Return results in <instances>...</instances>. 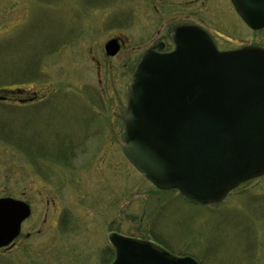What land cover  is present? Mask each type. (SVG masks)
<instances>
[{"label":"rangeland","instance_id":"374dc122","mask_svg":"<svg viewBox=\"0 0 264 264\" xmlns=\"http://www.w3.org/2000/svg\"><path fill=\"white\" fill-rule=\"evenodd\" d=\"M190 1L0 0V193L33 209L0 264H109L115 231L200 264H264V176L203 204L156 189L123 153L134 65L196 19ZM206 25L224 47L264 48V28L233 10ZM113 38L122 48L110 56Z\"/></svg>","mask_w":264,"mask_h":264},{"label":"water","instance_id":"95a60500","mask_svg":"<svg viewBox=\"0 0 264 264\" xmlns=\"http://www.w3.org/2000/svg\"><path fill=\"white\" fill-rule=\"evenodd\" d=\"M253 29L264 27V0H232ZM173 50L149 48L135 66L124 118L123 150L161 189L177 188L204 203L264 174V49L221 51L197 26L171 32ZM119 49L116 38L108 54ZM31 213L23 200L0 198V247ZM110 264H200L146 239L109 234Z\"/></svg>","mask_w":264,"mask_h":264},{"label":"flooded vegetation","instance_id":"af4514ba","mask_svg":"<svg viewBox=\"0 0 264 264\" xmlns=\"http://www.w3.org/2000/svg\"><path fill=\"white\" fill-rule=\"evenodd\" d=\"M228 4L225 3L224 0H215V2L213 3L214 5H212V8L213 6L215 7L214 8V13L216 15H214L213 12H209L208 11V5L205 6L204 10L202 9H199V3H198V0H191L190 1V7L193 8L191 11V18H196L194 21H192L191 19L187 18V19H183L181 20L180 22H177V23H174L169 31L163 36L161 37V39L159 40H155L153 41L151 44L147 45L144 50L140 53L139 55V59L141 58L142 54L151 46L153 45H156L158 43H161L163 42L164 45L162 46L161 50L162 51H170L173 47H174V44L171 40V30L176 27V26H179V25H197V26H200L201 28H203L204 30H206L208 33H210V35L215 39L219 49L221 50H230V49H236V48H239V47H242V46H222L219 38L213 34L207 27L206 24H211L212 22L214 23L215 21H224L226 20L227 16H228V13L233 10V12L238 16V14L236 13V11L234 10V8L232 7V4L230 2V0H227ZM190 8V9H191ZM208 14V15H207ZM213 17L215 19V21L213 20ZM218 34V33H217ZM120 40V39H119ZM121 46H120V49L122 48V41L120 40L119 41ZM138 59V60H139ZM2 182V184H4L5 186V181H0V183ZM3 192V191H2ZM2 196H6L5 194L2 195L0 193V197ZM19 237V236H18ZM17 239V238H16ZM15 239V240H16ZM14 244H12L11 246H8V247H3V248H0V250H4V249H8L10 247H12Z\"/></svg>","mask_w":264,"mask_h":264},{"label":"trees","instance_id":"16d2710c","mask_svg":"<svg viewBox=\"0 0 264 264\" xmlns=\"http://www.w3.org/2000/svg\"><path fill=\"white\" fill-rule=\"evenodd\" d=\"M34 95H36V93H35ZM36 96H37V95H36Z\"/></svg>","mask_w":264,"mask_h":264}]
</instances>
